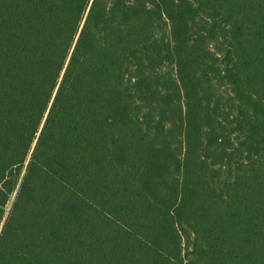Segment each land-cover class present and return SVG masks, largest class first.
Masks as SVG:
<instances>
[{
  "label": "trees",
  "instance_id": "trees-1",
  "mask_svg": "<svg viewBox=\"0 0 264 264\" xmlns=\"http://www.w3.org/2000/svg\"><path fill=\"white\" fill-rule=\"evenodd\" d=\"M0 264H264V0H0Z\"/></svg>",
  "mask_w": 264,
  "mask_h": 264
}]
</instances>
